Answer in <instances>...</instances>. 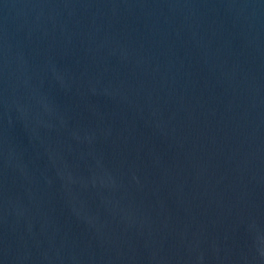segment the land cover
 <instances>
[{
	"label": "water",
	"instance_id": "obj_1",
	"mask_svg": "<svg viewBox=\"0 0 264 264\" xmlns=\"http://www.w3.org/2000/svg\"><path fill=\"white\" fill-rule=\"evenodd\" d=\"M0 264H264V0H0Z\"/></svg>",
	"mask_w": 264,
	"mask_h": 264
}]
</instances>
